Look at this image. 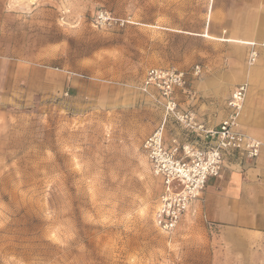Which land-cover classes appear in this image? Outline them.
Here are the masks:
<instances>
[{
  "label": "rangeland",
  "instance_id": "1",
  "mask_svg": "<svg viewBox=\"0 0 264 264\" xmlns=\"http://www.w3.org/2000/svg\"><path fill=\"white\" fill-rule=\"evenodd\" d=\"M223 1L0 0V264L264 262L210 228L205 188L172 232L155 222L164 166L210 141L178 114L207 127L213 92L229 95L213 91L219 77L251 66ZM154 68L186 84L165 98L145 85Z\"/></svg>",
  "mask_w": 264,
  "mask_h": 264
},
{
  "label": "crops",
  "instance_id": "2",
  "mask_svg": "<svg viewBox=\"0 0 264 264\" xmlns=\"http://www.w3.org/2000/svg\"><path fill=\"white\" fill-rule=\"evenodd\" d=\"M220 10L226 12L221 16L224 25L236 28L228 41L264 43V0H224ZM240 68L233 78L219 77V87L213 91L227 90L230 95L239 85L247 84L238 130L261 142V152L253 160L227 152L222 176L207 182L197 210L230 248L237 250L251 243L264 249V49L255 65ZM229 95L226 99L213 92L218 99L208 100L203 118L208 128H218L227 117ZM214 143L210 140L205 145ZM257 264L264 262L257 260Z\"/></svg>",
  "mask_w": 264,
  "mask_h": 264
},
{
  "label": "built area",
  "instance_id": "3",
  "mask_svg": "<svg viewBox=\"0 0 264 264\" xmlns=\"http://www.w3.org/2000/svg\"><path fill=\"white\" fill-rule=\"evenodd\" d=\"M264 49V43L252 42L249 44L248 63L255 65L259 60V51ZM201 72L195 67V74ZM186 84L184 72L177 70L151 69L146 77V87H156L165 98H169L176 87ZM247 84L239 85L227 101L228 115L216 129H210L196 122L192 113L178 114L177 119L187 125L190 133L203 134L205 139L213 140V145L204 147L184 146V157L170 165L164 166L166 184L169 195L163 201L155 215L158 228L170 233L178 225L181 212L190 207L191 203L200 197L207 182L213 178H220L224 170V160L227 152H236L247 159H257L261 152V142L253 139L238 130L239 120L247 94ZM168 107H176V103L169 100ZM161 133L157 132L149 137L145 143V150L153 147L160 148ZM177 150V149H176ZM182 189L171 193V189Z\"/></svg>",
  "mask_w": 264,
  "mask_h": 264
}]
</instances>
